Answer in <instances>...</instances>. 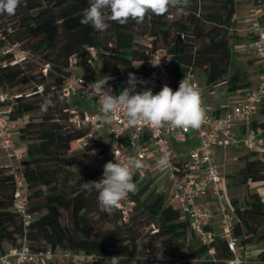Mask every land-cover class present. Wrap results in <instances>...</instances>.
Returning a JSON list of instances; mask_svg holds the SVG:
<instances>
[{
    "label": "trees",
    "instance_id": "16d2710c",
    "mask_svg": "<svg viewBox=\"0 0 264 264\" xmlns=\"http://www.w3.org/2000/svg\"><path fill=\"white\" fill-rule=\"evenodd\" d=\"M255 1L264 4V0ZM88 6L87 0H26V6L21 5L12 15L15 20L12 38L3 34L11 44H21L22 49L41 58L48 69L44 76H32L30 95L16 100L10 116L12 120L24 119L40 112L25 121L18 135L27 153L21 170L28 183L29 212L36 213L37 218L23 228L12 211L11 177L0 168V252L5 244L17 246L24 239L32 251L59 245L95 256V264H107L111 247L105 238L90 235L97 223L112 222L119 240L130 245L121 252L120 264H138L129 257L143 256L141 252L132 253L143 238H148L147 248L168 257L163 264H224L228 258L224 241L216 239L211 246H202L190 230L187 218L172 205H165L163 195L150 191V181L137 187L135 194H129L134 208L126 222L120 221L116 209L111 214L101 210L98 193L84 190L81 185L102 177L103 166L109 161L107 140L97 132L92 145L70 153L72 144L83 138L88 129L70 124L69 110L74 103L61 95V86L71 74L69 61L73 56L80 69L90 71L97 65L103 75L129 77V73L148 74L152 54L164 50L171 57L169 73L174 84L185 72L199 69L205 72L208 87L226 84L230 90H241L248 85L245 72H229L234 55L232 32L237 24L235 0H190L186 12L176 20H169L171 11L163 16L149 14L147 27L141 33L150 39L148 46L135 43L132 26L136 22L131 19L126 25L111 21V40L102 45L98 31L80 22ZM10 58V55L0 57V86L11 90L25 84L27 74L20 64L9 65ZM3 62L6 65H1ZM112 63L117 70H113ZM45 100L54 105L46 112L41 110ZM259 116L264 117V100L259 106ZM95 149L101 151L89 158V152ZM102 154L105 159L100 158ZM243 160L244 165L237 173L239 184L248 187L249 183L264 182V163L253 154ZM133 182L138 183L137 175ZM232 206L238 218L233 234L246 246L264 242L261 197L249 194L242 203L232 200ZM64 215L66 224L62 223ZM147 227L153 229L142 235ZM211 248L212 255L208 252ZM182 250L187 255L176 258L175 253ZM255 258L258 264H264V248L256 252Z\"/></svg>",
    "mask_w": 264,
    "mask_h": 264
},
{
    "label": "built area",
    "instance_id": "2783aa9c",
    "mask_svg": "<svg viewBox=\"0 0 264 264\" xmlns=\"http://www.w3.org/2000/svg\"><path fill=\"white\" fill-rule=\"evenodd\" d=\"M260 10H253L255 15L249 31L250 38L245 44V50L252 54L259 63L257 83L254 88L244 93L243 100L226 110L221 115H216L205 104L201 94L202 107L206 113L205 122L198 129L173 128L168 124L155 128L148 124L129 126L123 112L117 114L115 120L106 124L109 161L127 163L131 157L145 160L147 155H155L157 159L167 154L170 166L164 173L168 174L171 185L172 206L180 214L187 218L192 233L202 246H211L216 239L225 243L228 258L224 264H232L239 260L246 264V245L233 234L234 225L238 222L228 197L226 187L223 185L221 170L224 165H218L212 161V149L219 146L223 152L228 150L245 149L260 162L264 163V117L259 119V106L264 100V25L259 22ZM0 55H10L9 65L20 64L23 60V52L15 53L16 44H11L0 31ZM92 51V50H91ZM73 59V60H72ZM171 57L164 50H156L150 61L148 74L136 75L137 80L145 83H137L136 91L141 92L151 88L157 93L167 84L177 90L179 82L185 78L198 88L193 72L187 71L174 84L169 73ZM1 65H6L3 62ZM70 69L76 68V57L69 61ZM83 75L70 76L61 86V95L70 99L78 96L80 100H91L100 109L103 92L86 80V70L81 69ZM110 76V75H109ZM112 77V76H111ZM128 77L123 75L112 77L106 87H111L114 95H119L127 87ZM13 90V89H11ZM10 89L0 86V168L11 177L13 183L12 211L20 218L23 228L37 218L36 213L29 212L28 183L21 170V162L27 157L26 149L20 148L15 140L18 138L20 128L25 125L22 118L10 119L16 100L22 95L12 92ZM41 91V87L37 88ZM70 124L75 128H87V134L78 140L84 146H90L94 140V134L101 128V113L80 115L75 108L69 110ZM254 122L261 125L254 126ZM189 139L197 140V143L187 152H177L173 143L186 144ZM148 145V152L143 147ZM156 165V161H155ZM137 170H133V178ZM209 199L215 209L201 203ZM134 202L128 195L116 209L120 214V221L126 222L133 212ZM216 220V222H215ZM213 254V249H209ZM97 258L82 251H73L62 246L47 248L42 251H32L23 239L19 245L3 248L0 252V264H95Z\"/></svg>",
    "mask_w": 264,
    "mask_h": 264
},
{
    "label": "clouds",
    "instance_id": "9594fccd",
    "mask_svg": "<svg viewBox=\"0 0 264 264\" xmlns=\"http://www.w3.org/2000/svg\"><path fill=\"white\" fill-rule=\"evenodd\" d=\"M88 7L84 10L81 24L90 25L98 32H105L110 27L109 21L126 25L134 20L141 23L149 14L163 16L175 9L184 14L190 5V0H87ZM26 6V0H0V14L15 15L17 9ZM112 77L105 75L93 83L101 89L100 120L103 123H112L117 114L123 112L129 126L148 124L159 128L165 124L173 128L198 129L205 122L206 113L202 107L201 94L197 87L183 78L177 90L165 84L157 93L151 88L137 92V80L134 74L129 73L127 87L114 95L111 87H106ZM51 101L45 100L41 105L42 111L52 107ZM95 155V150L92 152ZM108 161L103 166V174L99 180L84 182L81 187L87 191L98 193V204L101 210L111 214L119 207L120 202L129 194H135L138 189L133 182V170H147L150 165L138 157H131L127 163ZM170 166L167 154L156 159V167L164 172ZM107 264H120L121 256L106 259ZM232 264H241L237 259Z\"/></svg>",
    "mask_w": 264,
    "mask_h": 264
},
{
    "label": "rangeland",
    "instance_id": "374dc122",
    "mask_svg": "<svg viewBox=\"0 0 264 264\" xmlns=\"http://www.w3.org/2000/svg\"><path fill=\"white\" fill-rule=\"evenodd\" d=\"M247 3L252 4V10H260L258 14L259 22L264 25V4H260L259 1L255 0H235V16H241L246 13V8L248 7ZM171 16H169V20H176L182 15L180 13H177L175 10H170ZM251 15L253 17L255 16L252 12ZM255 18V17H254ZM147 21H148V15L145 17V20L141 23H137L133 25V32L135 34V43L142 46H148L150 39L146 35H142L141 33L146 29L147 27ZM110 27L105 32H98V36L101 40L102 45L106 46V44L111 40V21H109ZM15 26V20L12 16H9L7 14H0V31L2 34L10 35V38H12V32L13 27ZM7 40L9 41L8 37ZM10 42V41H9ZM17 48L15 49V53H22L23 57L19 58L17 60H21L24 58V60L20 63V65L25 69L27 74V82L21 86H18L11 90L15 93H20L22 95L30 94L33 87V81L32 76H35L37 74H40L44 76L46 74V71L48 69V66L44 65L41 58L38 56L32 54L29 51H25L21 48V44H16ZM109 49L112 48V45L107 46ZM235 51V48H232ZM90 52L95 55L94 51ZM0 57H3L0 55ZM73 60V59H72ZM255 57L251 55H245L243 59L239 62H236V58L232 57V63L229 68V72H245L244 68L247 69L246 66L252 65L253 62H255ZM244 64V65H243ZM113 70H117V67L114 63H112ZM73 75H77L80 77L83 75V71H81L78 68H72L70 69ZM245 75L248 76L249 74L245 72ZM193 76L198 84L199 92L202 93L205 102L207 103V106L210 108V112L213 111L214 108L213 104L218 105L217 107H223V108H231L236 104V101L239 97L238 90H230L229 87L224 85H219L216 87H208L205 83V72L203 70L196 69L193 71ZM102 72L99 70L98 66L95 65L94 68L90 71H86V80L88 84H93L96 81H98L100 78H102ZM24 97V96H23ZM49 95H47L45 98H48ZM70 102L74 103V105L71 108H75L79 114L86 113L88 115H93L92 112H97L94 108V105L91 107L86 106L85 102H80L77 100V98H70ZM222 109V108H221ZM40 112H35L33 114L24 116V121H27L29 117L35 118L38 116ZM102 129L104 128V123H102ZM101 133V131L99 132ZM96 134V133H95ZM94 134V137H95ZM105 136V135H104ZM20 144H23L19 141L18 138L15 139ZM24 145V144H23ZM84 146L82 143L75 142L72 144V148L70 153H75L78 151H81L84 149ZM25 148V146L21 147ZM101 149H95V155L92 154L93 151L89 152V158H94L98 152H100ZM143 151H146L143 149ZM249 156V152H247L243 148H239L238 150H228L224 154V163L227 166L226 168V177H223L224 180V186L226 187L228 197L235 196L236 199L240 203L244 201V199L248 198L249 194H258V196L261 197L262 201H264V182L259 183H249L248 187L239 184V179L237 177V173L239 169L244 165V156ZM100 158H104V155L102 154ZM150 167L147 170H139L136 175L138 177V182L136 185L137 187L143 186L147 182H151L150 185V191H155L157 194H161L164 197V203L165 205H172L171 202V185L170 181L168 179V174L161 172L155 165V155H147L145 160ZM222 161V158L220 159ZM74 170V169H73ZM94 217V220H96V217ZM62 223H67V216L64 215L62 219ZM151 229V227H147L142 230V235L147 234ZM117 229L113 226L112 222H105V223H97L93 230L91 231V238H94L96 236H100L105 238L106 243L111 247L110 250L112 252L111 257L113 256H121V260L123 259L121 252L124 250L125 246H129L127 242H121L119 240V236L117 235ZM148 238L141 239L136 244V250L132 253H138L141 252L143 256L137 258L135 256L129 257V260L132 262H136L138 264H163L165 261L168 260V257L164 254L157 253L155 250L147 248L148 245ZM7 247V244L4 245ZM119 246V247H118ZM248 248V249H247ZM264 248V242H260L258 244L251 243L246 246L247 251H251L250 253L246 252L249 257H254L255 253L259 251L260 249ZM130 250L132 248H129ZM187 255L185 250L179 251L175 253L176 258L183 259Z\"/></svg>",
    "mask_w": 264,
    "mask_h": 264
},
{
    "label": "crops",
    "instance_id": "0c3cea01",
    "mask_svg": "<svg viewBox=\"0 0 264 264\" xmlns=\"http://www.w3.org/2000/svg\"><path fill=\"white\" fill-rule=\"evenodd\" d=\"M247 5H248V7L246 8V10H245L246 13L244 15L235 16V19H236L237 24H236V28L232 32L233 35L235 36V38L231 40V47L232 48H235V51L233 49H232V51H233V54H234L233 55V58L234 57L236 58V62L241 61L245 55H251L250 53H248L245 50V44H246V42L250 38L249 28H250V25L254 21L255 18L253 17V15H251V12L253 11L252 10V4L251 3H247ZM75 67L78 68V69H80L77 66H75ZM246 67H247V69L244 68V71L249 74L247 76V80H246V82H248V85L245 86L243 89L238 90L239 97H238V99L236 101V104L240 103L243 100L245 91H247L248 89L254 88L255 85H256V83H257V74H258V71H259V63H258V61L256 60L255 62L252 63V65H250L249 67L248 66H246ZM104 76L105 75H103V77ZM73 98H75V99L77 98V100L80 101V102L81 101L82 102H85L86 106H88V107H91L92 105H94V108L96 109L97 112L96 113L95 112H92V114H99L98 107L91 100H87V101L80 100L78 96H73ZM203 99H204V97H203ZM204 102H205V100H204ZM205 104L207 105L206 102H205ZM217 106L218 105L213 104V107H212V108H214L213 109V113H215L216 115H221L226 110H229V109L232 108L231 107V108H226L225 109L223 107H217ZM260 118H262V117H259V119ZM102 127L103 126L101 125V128L98 131V133L101 131V133L103 135H105L106 140H107V127H106L105 124H104V128L103 129H102ZM196 143H197V140H195V139H189L188 142L186 144H183V145L182 144L173 143V147H174V149L177 152L185 153L191 147H193ZM17 144H18V146L20 148L22 146L23 147L25 146L23 144H20L18 141H17ZM143 149L146 150V152H148L149 146L146 145V146L143 147ZM224 154H225V152H223L219 146H216V147H214L212 149V161H213V163H216L218 165H221V164L224 165V169L221 170L222 177H226V168H227V166L225 165V163L223 161ZM221 158H222V161H220ZM135 184H137V183H135ZM223 184H224V180H223ZM229 198H230L231 201L234 200V199H236L235 196L229 197ZM236 200H238V199H236ZM201 203H204V204H206V205H208V206H210V207H212V208L215 209V206L213 205V203L209 199L202 200ZM215 222H216V220H215ZM246 252L250 253L251 251H246ZM245 258H246V264H258V261L256 260L255 256L254 257L253 256L252 257H249V255L246 254L245 255Z\"/></svg>",
    "mask_w": 264,
    "mask_h": 264
}]
</instances>
